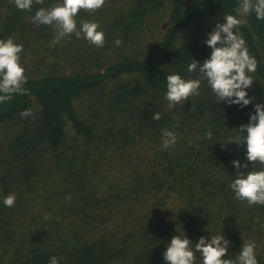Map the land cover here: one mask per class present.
<instances>
[{"label":"trees","instance_id":"trees-1","mask_svg":"<svg viewBox=\"0 0 264 264\" xmlns=\"http://www.w3.org/2000/svg\"><path fill=\"white\" fill-rule=\"evenodd\" d=\"M59 2L29 12L0 0V39L23 45L27 78V94L0 103V264H165L183 233L193 244L220 233L230 242L225 259L255 241L264 264V205L230 188L233 160L248 164L242 172L264 165L247 162L244 143L221 145L246 136L239 127L264 104V20L253 12L237 29L258 62L246 89L252 103H219L202 79L199 95L169 109L167 76L201 78L187 69L210 57L207 23L241 18L240 0H106L80 10L78 28L98 23L103 47L83 34L53 44L56 30L31 17ZM26 109L32 115L22 117ZM165 129L175 146L163 147Z\"/></svg>","mask_w":264,"mask_h":264},{"label":"clouds","instance_id":"clouds-1","mask_svg":"<svg viewBox=\"0 0 264 264\" xmlns=\"http://www.w3.org/2000/svg\"><path fill=\"white\" fill-rule=\"evenodd\" d=\"M106 0H61L50 8L40 7L31 17L37 24L52 26L56 30L53 44L58 43L64 37L75 34L96 47L105 44L104 32L99 29V24L92 21H81L77 26L76 17L80 10L94 13L104 6ZM17 9L31 11L34 5H43L44 0H13ZM255 13L258 20H264V0H240V12L238 18L234 15L224 16V23H217L208 34L205 41L211 48V54L202 64L193 60L188 65V71L198 70L200 79H183L179 74L167 76V91L165 98L168 108L172 109L177 104H182L190 97L199 95L201 80L206 79L212 92L219 103L226 102L229 105L236 104L241 107L252 103L248 97L249 89L253 84L252 73H255L258 62L246 46V41L237 32L239 26L247 23L246 19L251 13ZM116 45L122 41L117 39ZM23 45L14 42L13 37L7 40L0 39V103L10 101L12 94H27L23 85L27 82L25 68L21 65L20 54ZM255 114H250L249 123L241 125L239 132L247 135L228 137L222 147L228 143L246 145V160L251 165L257 163L264 165V104H254ZM32 115L30 109L21 113L22 117ZM159 112L152 116L154 120H160ZM163 147L169 148L177 143L174 132L165 129L163 131ZM213 137L212 132L207 133V138ZM237 169L235 179L230 183L236 198L246 201L248 205H264V170L242 172L248 164H241L238 160L232 161ZM70 198V197H68ZM16 195L8 194L3 203L6 207H14ZM50 218L46 216L45 219ZM229 241L220 233L206 239L201 236L193 244L183 233V236H173L163 254L165 264H195L197 253L202 258V264H258L256 258V243L248 241L243 243L241 251L236 259H225L228 256ZM50 264H59L57 257L50 259Z\"/></svg>","mask_w":264,"mask_h":264},{"label":"rangeland","instance_id":"rangeland-1","mask_svg":"<svg viewBox=\"0 0 264 264\" xmlns=\"http://www.w3.org/2000/svg\"><path fill=\"white\" fill-rule=\"evenodd\" d=\"M217 23H224V21L222 20H213V21H209V23H207L208 25H210V27H214V25H216Z\"/></svg>","mask_w":264,"mask_h":264}]
</instances>
